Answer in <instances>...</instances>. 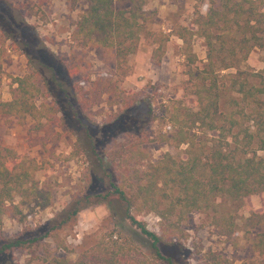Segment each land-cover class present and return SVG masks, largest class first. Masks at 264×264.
Masks as SVG:
<instances>
[{
    "label": "trees",
    "instance_id": "trees-1",
    "mask_svg": "<svg viewBox=\"0 0 264 264\" xmlns=\"http://www.w3.org/2000/svg\"><path fill=\"white\" fill-rule=\"evenodd\" d=\"M85 1L87 9L75 21L71 41L80 48L108 52L121 79L128 74L129 57L137 51L151 23V14L145 9L148 0H118L125 4L123 8L115 7L117 0ZM68 2L73 7L77 0ZM263 6L264 0H219L218 4L210 0L205 13L195 11L189 26L177 25L156 40L151 56L156 64L171 36L181 41L179 52L187 76L184 97L167 111L166 121L173 129L175 145L186 148L178 159L166 153L157 162L142 163L143 151L120 144L119 150L109 153L108 161L117 170H113L114 176L108 174L110 192L103 195V200L115 195L124 204L125 219L133 233L149 246L146 254L138 252L134 236L112 231L96 239L75 260L52 257V264H175L158 245L174 239L180 243L189 215L195 212L205 214L222 236L235 239L241 232L246 236L255 257L243 264H264V68L257 72L243 68L254 49L264 50ZM17 28L26 31L18 33ZM13 29L15 33L3 29L2 33L15 50L26 55L30 70L12 79L10 100L0 101V125L10 118L19 125L30 119L33 130L44 131L55 122L62 121L68 127L70 122L81 123L76 93L84 88L80 84L69 88L66 83L68 76L77 74L76 68L59 63L56 68L54 58L39 43L35 45L38 39L28 26L20 24ZM196 38L205 46L201 68L196 66L198 57L192 51ZM5 54L3 40L0 74ZM228 70L234 72H222ZM39 98L43 100L37 104ZM86 133L90 135L88 130ZM76 142L81 146V139ZM89 144L95 152L91 141ZM39 169L37 161L0 142V227L8 215L23 221L25 207L45 210L49 206V195L42 193L36 179ZM93 176L92 186L101 185L102 181L93 183ZM87 186L70 202L69 212L59 224L88 206L91 196H100L86 193ZM254 197L257 208L252 205ZM143 211L159 218V232L146 229L139 217ZM258 228L263 231L250 238ZM55 229L57 226H43L40 236L31 240L5 242L0 253L51 237ZM26 264H33V260Z\"/></svg>",
    "mask_w": 264,
    "mask_h": 264
},
{
    "label": "rangeland",
    "instance_id": "rangeland-1",
    "mask_svg": "<svg viewBox=\"0 0 264 264\" xmlns=\"http://www.w3.org/2000/svg\"><path fill=\"white\" fill-rule=\"evenodd\" d=\"M209 4L210 0H148L145 9L151 14V23L142 34L137 51L129 57L128 74L119 79L108 52L95 47L80 48L71 41L74 23L87 9L85 0H77L73 7L68 0H0V42L4 40L6 49L0 74V101L10 98L12 79L30 70L26 55L15 50L2 33V29L15 33L13 28L20 24L29 27V32L38 39L35 45L39 43L54 58L56 68L58 63L76 68L77 74L66 79L68 87L80 84L84 88L76 93L81 123L70 122L68 127L60 121L44 131H35L30 119L23 125L13 118L1 121L2 146L18 150L40 165L36 179L42 193L49 195V206L45 210L34 206L23 208V221L5 216L0 227V246L16 238L31 240L40 236L43 226H57V229L51 237L0 253V264H26L30 259L33 264H52V257L75 260L96 239L112 231L115 235L134 236L136 249L146 254L149 246L143 245L141 238L133 233L135 230L125 219L124 204L112 194L103 200V195L110 192L108 174L113 175V170H117L108 161L109 153L119 150L123 143L143 151L142 163L157 162L166 153L176 159L181 157L186 147L175 145L171 139L173 129L166 121L167 111L179 105L184 97L187 76L179 52L181 41L170 37L159 64L151 56L161 35L177 25L189 26L195 11L205 13ZM115 7L123 8L125 4L117 0ZM261 10L264 13V6ZM21 31L18 29V33ZM192 51L198 57L196 66L201 68L205 63L201 39L193 40ZM42 56L46 58L43 51ZM243 68L249 72L263 69L264 50L254 49ZM42 100L39 98L37 104ZM76 139H81V146ZM87 139L96 153L91 151ZM91 174L94 184L97 180L102 184L92 186ZM86 185L89 188L86 193L100 196H91L88 206L67 223L59 224L66 218L70 202L83 193ZM252 205L258 207L257 198H252ZM139 217L148 231L159 232V218L155 214L143 211ZM262 231L258 228L249 237ZM158 247L175 264H243L255 257L242 232L235 239L222 236L210 226L209 218L199 212L189 215L180 243L166 240Z\"/></svg>",
    "mask_w": 264,
    "mask_h": 264
},
{
    "label": "crops",
    "instance_id": "crops-1",
    "mask_svg": "<svg viewBox=\"0 0 264 264\" xmlns=\"http://www.w3.org/2000/svg\"><path fill=\"white\" fill-rule=\"evenodd\" d=\"M3 69H4V66H3ZM9 100H10V98L9 99L6 98V99H2L1 101H9Z\"/></svg>",
    "mask_w": 264,
    "mask_h": 264
}]
</instances>
